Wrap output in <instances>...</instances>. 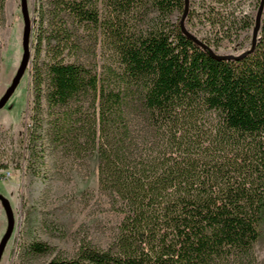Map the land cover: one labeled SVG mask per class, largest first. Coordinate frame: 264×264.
<instances>
[{"label":"trees","instance_id":"16d2710c","mask_svg":"<svg viewBox=\"0 0 264 264\" xmlns=\"http://www.w3.org/2000/svg\"><path fill=\"white\" fill-rule=\"evenodd\" d=\"M177 9L185 0H35L33 158L46 143L84 165L97 155L121 216L106 247L46 264H264V11L253 50L219 59ZM212 12L230 36L239 21Z\"/></svg>","mask_w":264,"mask_h":264},{"label":"rangeland","instance_id":"374dc122","mask_svg":"<svg viewBox=\"0 0 264 264\" xmlns=\"http://www.w3.org/2000/svg\"><path fill=\"white\" fill-rule=\"evenodd\" d=\"M259 1L189 0L185 24L215 52L238 55L251 45ZM34 2L28 0L32 29ZM212 11L239 21L232 26L230 36L224 32L228 28L223 30L212 23ZM181 16L177 9L172 20ZM23 26L20 0H7L0 20V97L21 60ZM32 58L15 92L0 109V192L9 199L15 218L0 264H46L55 255L73 256L85 241L106 247L121 219L98 190L97 155L84 165L67 152L53 151L46 143L44 151L33 158L30 133L34 104L29 93ZM6 226L0 201V239ZM33 241L46 243L51 250L30 254L27 248ZM255 249L263 258L264 241Z\"/></svg>","mask_w":264,"mask_h":264},{"label":"water","instance_id":"95a60500","mask_svg":"<svg viewBox=\"0 0 264 264\" xmlns=\"http://www.w3.org/2000/svg\"><path fill=\"white\" fill-rule=\"evenodd\" d=\"M20 7H21V13H22V18H23V23H24L23 32H22V56H21L19 66H18V68H17V70H16V72H15V74L11 80L10 85L6 88L5 92L0 97V109L6 105V103L10 99V97L15 92L17 86L19 85V83L21 81V78L23 77L25 71L29 67V64L31 61V49H32L31 47H32L33 29H32V19H31V15L29 12V8H28V0H20ZM188 8H189V0H185V9H184V12H183L181 19H180V26H181L182 32L185 35H187L189 38L194 40L196 43L200 44L204 48H207L209 50V52H211V54L214 57L219 58V59H227V58L238 59V58L246 55L247 53H249L253 50L255 43H256V40H257L258 31H259L260 23H261V18H262V14L264 11V0H260L259 6L257 9V13L255 16V24H254L253 32H252L251 46H250V48H248L247 50H244L243 52H241L238 55L219 54V53L215 52L211 46H209L206 42H204L201 38L196 36L191 30H189V28H187V26L185 24V18H186V13L188 11ZM0 201H1V204L4 208V210H5L6 217H7L6 230L0 239V262H1L2 255L4 253L6 244L9 240V238L11 237L13 229H14L15 218H14L13 208L11 206L9 199L6 196H4L1 192H0Z\"/></svg>","mask_w":264,"mask_h":264},{"label":"built area","instance_id":"2783aa9c","mask_svg":"<svg viewBox=\"0 0 264 264\" xmlns=\"http://www.w3.org/2000/svg\"><path fill=\"white\" fill-rule=\"evenodd\" d=\"M7 0H0V16L3 17ZM8 174H10L8 172Z\"/></svg>","mask_w":264,"mask_h":264}]
</instances>
